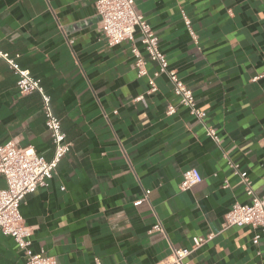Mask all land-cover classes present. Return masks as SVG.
Returning <instances> with one entry per match:
<instances>
[{
    "label": "crops",
    "instance_id": "obj_1",
    "mask_svg": "<svg viewBox=\"0 0 264 264\" xmlns=\"http://www.w3.org/2000/svg\"><path fill=\"white\" fill-rule=\"evenodd\" d=\"M96 2L0 0V48L42 79L72 143L49 186L21 204L33 249L58 264H159L173 247L212 234L191 263L264 264V233L224 227L235 202H250L229 160L264 196V0H135L169 68L207 112L204 122L179 103L166 75L150 91L132 42L107 44ZM135 44L142 49L140 35ZM147 67L150 75L157 69ZM17 81L0 59V143L15 140L51 160L41 95L21 93ZM190 168L203 180L181 190ZM159 222L163 231H152ZM0 264H26L15 239L1 233Z\"/></svg>",
    "mask_w": 264,
    "mask_h": 264
},
{
    "label": "built area",
    "instance_id": "obj_2",
    "mask_svg": "<svg viewBox=\"0 0 264 264\" xmlns=\"http://www.w3.org/2000/svg\"><path fill=\"white\" fill-rule=\"evenodd\" d=\"M96 8L100 16L101 30L109 46L114 47L124 41L132 42L134 65L139 76H149L150 91L157 90L156 78L166 75L179 103L187 106L191 114L204 122L207 112L197 106L192 88L179 77L176 70L169 68L168 58L160 48L159 35L146 17L137 12L135 0H97ZM184 21L193 39L196 40L197 35L185 14ZM137 35H140L142 49L135 44ZM16 57L0 48V59L5 60L18 75L17 86L20 92L23 94L38 92L41 95L45 124L54 145V156L47 160L34 148H22L15 140L0 143V176L6 181V186L0 188V233L15 239L26 264H58L56 257L48 254L45 249L38 251L33 249L31 237L34 228L26 224L21 213V204L26 195L39 187L49 186L58 163L70 152L72 143L66 139L61 119L52 109L51 97L45 92L42 79L34 76L29 69L21 68ZM148 62L157 65L152 75L148 71ZM141 98L142 96L139 97ZM175 109V106L170 105L168 113H174ZM207 131L215 141L219 140L213 128H208ZM229 166L241 176L250 202H235L226 214L224 227L252 226L264 233V196L255 193L251 180L245 172L239 170L235 162L229 160ZM202 180L200 171L197 168H190L184 172L180 188L187 190ZM225 186H228V183ZM149 193V190L146 191V197ZM143 200H137L135 204H140ZM155 230L163 231L160 222L153 226L152 231ZM210 237L212 234L207 237L194 236L192 248L173 247L168 258L159 264H193L189 261V256ZM259 239L260 235H255L254 243H258Z\"/></svg>",
    "mask_w": 264,
    "mask_h": 264
}]
</instances>
